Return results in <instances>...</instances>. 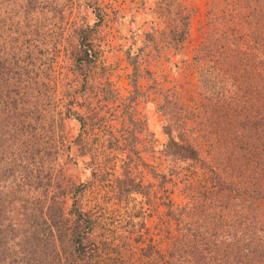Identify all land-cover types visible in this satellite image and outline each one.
I'll return each instance as SVG.
<instances>
[{
	"label": "trees",
	"instance_id": "trees-1",
	"mask_svg": "<svg viewBox=\"0 0 264 264\" xmlns=\"http://www.w3.org/2000/svg\"><path fill=\"white\" fill-rule=\"evenodd\" d=\"M86 4L94 7L98 21L80 29L74 49L76 76L64 92L67 106L62 112L53 102L51 65H47L53 56L43 58L52 48L43 30L53 21L51 17L63 14L66 5L59 6L53 0H0L2 154L12 146L8 141L19 137L29 138V148L41 152V130L48 123L50 138L56 136L58 128L63 129L66 118L79 120L80 135L94 131L95 124L104 120L97 111L87 116L77 110L81 97L95 88L91 68L97 66L99 54L93 36L105 17L101 6L91 1ZM166 10L165 16L171 14L172 10ZM194 11L178 4L170 15L169 33L164 34V49L181 52L191 33ZM205 26L208 30L193 56L201 87L198 97L188 105L177 98L175 90L167 88L160 106L166 116L167 140L159 150L173 162L159 174L161 203L175 227L168 228L165 252L150 244L146 255L157 254L161 264H264V0H211L202 31ZM148 36L149 43L151 40L160 51L157 34ZM145 46L137 52L128 51L135 85L139 55ZM53 105L57 111L52 110ZM134 124L138 130L139 123ZM131 133L136 134V130ZM132 145L136 150L134 141ZM50 147L51 154L62 151L64 139ZM134 153L126 160L125 177L118 183L120 188L125 185L129 191L147 194L143 182L131 174L130 166L140 157ZM201 166L206 170L199 177ZM180 183L187 184L190 199L183 204L173 198ZM86 190L87 184H81L76 193ZM77 203L76 199L70 213L82 230L72 239L71 253L88 254V264H97L103 244L95 238L101 234L100 227L92 213ZM41 213L52 215L51 231H61L62 235L67 219L63 201L54 197L49 209ZM2 232L0 224V247ZM57 232L56 237L52 235L53 247L61 262Z\"/></svg>",
	"mask_w": 264,
	"mask_h": 264
},
{
	"label": "rangeland",
	"instance_id": "rangeland-1",
	"mask_svg": "<svg viewBox=\"0 0 264 264\" xmlns=\"http://www.w3.org/2000/svg\"><path fill=\"white\" fill-rule=\"evenodd\" d=\"M53 1L66 7L63 14H56L51 17L52 22L45 24V39L57 51L51 49L43 58L53 56L47 61L51 65V93L55 90L53 102L62 112L67 106L64 92L76 76L74 49L80 29L98 21L94 7L86 2L101 6L105 17L93 36L99 54L97 66L91 68L95 88L81 97L77 110L87 116L92 110L97 111L106 120L96 123L94 131L80 135L79 120L66 118L63 129L58 128L56 136L50 138L48 123L41 128V152L29 148L30 139L24 137L9 140L12 146L3 154L0 148V264H88V254L71 253L72 239L82 230L70 213L76 199L100 227L101 234L95 238L103 244L97 264H161L157 254L146 255L150 244L165 252L168 228L175 227L161 203L159 174L173 162L159 150L167 140L166 116L160 106L167 88L175 90L177 98L188 105L200 93L199 71L193 56L208 30L205 26L202 31L201 26L207 21L211 0ZM180 3L195 11L190 36L181 52H175L174 48L164 49V34L169 33L170 15ZM168 8L171 14L165 16ZM152 32L158 36L160 51L148 41ZM146 42L149 44L145 46ZM143 46L135 85L128 51L137 52ZM51 108L58 110L54 105ZM98 118L97 115L95 120ZM135 122L139 123L138 130ZM133 130L136 134L131 133ZM61 139L64 149L51 154L50 145ZM132 141L136 150L132 149ZM134 151L140 157L130 166L131 174L143 182L147 194L129 191L125 185L120 188L118 183L119 178L125 177L126 160L130 154L134 156ZM203 170L206 169L201 166L199 177ZM81 184H87V190L77 194ZM186 187V183H180L173 193L179 204L190 200ZM54 197L63 201L66 210L62 235L61 231H51L52 215L41 213L49 209ZM56 232L62 248L61 262L53 247L52 235Z\"/></svg>",
	"mask_w": 264,
	"mask_h": 264
}]
</instances>
